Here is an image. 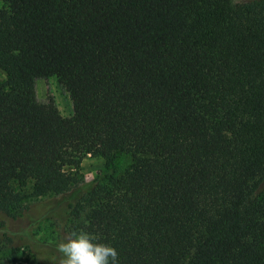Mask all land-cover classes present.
I'll use <instances>...</instances> for the list:
<instances>
[{"label": "trees", "instance_id": "obj_1", "mask_svg": "<svg viewBox=\"0 0 264 264\" xmlns=\"http://www.w3.org/2000/svg\"><path fill=\"white\" fill-rule=\"evenodd\" d=\"M43 196L119 264H264V0H0V216Z\"/></svg>", "mask_w": 264, "mask_h": 264}, {"label": "rangeland", "instance_id": "obj_2", "mask_svg": "<svg viewBox=\"0 0 264 264\" xmlns=\"http://www.w3.org/2000/svg\"><path fill=\"white\" fill-rule=\"evenodd\" d=\"M36 91L41 102L55 100L63 116H70L73 104L65 86L52 76L38 78ZM119 166H126V157L116 158ZM106 166V159L101 156L87 155L81 165V172L86 180H90ZM31 209L17 216L1 214L0 216V260L17 251L20 264H38L43 261L56 262L61 255L57 244L65 238L66 217L62 206L56 207L52 196H43L29 200ZM3 248V249H2Z\"/></svg>", "mask_w": 264, "mask_h": 264}, {"label": "clouds", "instance_id": "obj_3", "mask_svg": "<svg viewBox=\"0 0 264 264\" xmlns=\"http://www.w3.org/2000/svg\"><path fill=\"white\" fill-rule=\"evenodd\" d=\"M58 264H119L118 252L108 242L83 230H73L57 244Z\"/></svg>", "mask_w": 264, "mask_h": 264}]
</instances>
